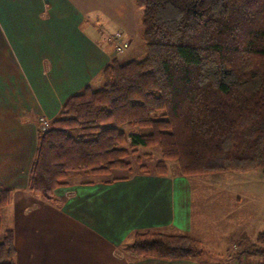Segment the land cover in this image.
<instances>
[{"label": "trees", "instance_id": "16d2710c", "mask_svg": "<svg viewBox=\"0 0 264 264\" xmlns=\"http://www.w3.org/2000/svg\"><path fill=\"white\" fill-rule=\"evenodd\" d=\"M134 1L145 54L113 57L101 84L68 97L37 133L27 189L43 200L72 172L110 183L165 175L167 161L185 176L260 169L264 177V0ZM138 146L158 150L152 171L138 163L135 172L126 159ZM9 193L0 189V208ZM125 247L163 259L205 253L193 237L160 230L134 232ZM0 264H14L11 230L2 232Z\"/></svg>", "mask_w": 264, "mask_h": 264}, {"label": "crops", "instance_id": "0c3cea01", "mask_svg": "<svg viewBox=\"0 0 264 264\" xmlns=\"http://www.w3.org/2000/svg\"><path fill=\"white\" fill-rule=\"evenodd\" d=\"M130 2L0 0V189H10L0 208V239L11 230L14 264L264 263V253L258 251L264 248V236L257 241L264 230L242 229L232 242L234 230L218 224L207 228L203 208L209 198L199 193L197 201L193 191V183L207 185V180L182 175L174 164L165 175L135 173L110 183L71 180L72 172L54 189L52 201L27 189L37 117L56 119L68 97L101 84L102 69L113 57L120 59L134 37L142 42V31L134 28L136 15L120 10ZM115 4L120 9L106 10ZM111 28L129 42L122 53L115 52ZM144 230L187 234L200 241L205 253L197 258L140 257L125 245L132 233Z\"/></svg>", "mask_w": 264, "mask_h": 264}, {"label": "rangeland", "instance_id": "374dc122", "mask_svg": "<svg viewBox=\"0 0 264 264\" xmlns=\"http://www.w3.org/2000/svg\"><path fill=\"white\" fill-rule=\"evenodd\" d=\"M130 3V5L126 4L125 7H121V9L118 7V4H115V8L106 7V10L120 9L121 11H127L126 13L130 15L131 13H134L136 15L137 20L139 21L138 26L134 25V28L138 29L139 31H142L140 23L141 10L136 6V4H134L132 0ZM96 9L100 11L99 13L102 12L103 14L105 12V8L102 7V5L97 6ZM130 27L132 26L130 25ZM110 32L120 33L122 35L121 32L115 31V29L112 28L110 29ZM143 45L144 44L143 42H141L139 36L137 38L134 37L133 44L130 49L127 50L124 55L121 54V58L118 60L124 62L125 60H127L126 58H128V56L135 59L141 58L145 54V49ZM130 131H133V129H130L128 132L130 133ZM144 153H150L153 158L150 159L144 157ZM159 156L160 154L155 147L147 148L138 146L135 148V152L130 153L126 159L130 161L133 167V171L135 172H137L138 163H143L147 165L149 170L152 171L153 163L159 158ZM136 157H139V160L136 161ZM166 164L168 166L172 165L173 163L167 161ZM73 173V176L70 178L71 180H95L103 178L97 174L92 173ZM197 177L200 179L207 180L208 183L207 185H202L197 182L193 183V191L194 195H197V201L199 199V193H204V195H207L209 198L207 199L203 208L204 214L209 219V222H207V228L211 229L213 228L212 225L218 224L225 228V230H234L229 233V236H231V239L229 240L232 242H236L235 238L238 237V234L241 232L242 229H245V231L249 233L255 231V228L257 227H259V229L264 230V177L261 175L260 169H255L248 172L209 173L197 175ZM217 210L221 211V214L220 212L216 213ZM195 214L196 218L199 219L200 217L198 215L200 214H198L197 206H195ZM224 215H226V218H224ZM251 217L254 218L250 220ZM211 221L213 222L212 224Z\"/></svg>", "mask_w": 264, "mask_h": 264}, {"label": "built area", "instance_id": "2783aa9c", "mask_svg": "<svg viewBox=\"0 0 264 264\" xmlns=\"http://www.w3.org/2000/svg\"><path fill=\"white\" fill-rule=\"evenodd\" d=\"M110 39L114 41V47L117 53L124 51L129 46L128 42L122 39V35L120 33H113ZM51 122L52 120L49 119L44 114L39 115L35 122L37 131L43 132L47 130ZM242 264H264V263L263 262H243Z\"/></svg>", "mask_w": 264, "mask_h": 264}]
</instances>
